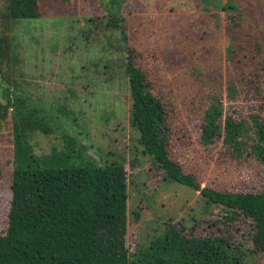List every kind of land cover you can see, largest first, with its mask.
Instances as JSON below:
<instances>
[{"label": "rangeland", "instance_id": "rangeland-1", "mask_svg": "<svg viewBox=\"0 0 264 264\" xmlns=\"http://www.w3.org/2000/svg\"><path fill=\"white\" fill-rule=\"evenodd\" d=\"M69 1L68 6L40 2L45 16L22 19L10 30L17 36L18 61L4 64L0 73V101L8 102L6 87L19 90L27 106L51 119V133L31 138L35 153L60 151L66 136L86 146L88 153L80 159L125 160L133 249L148 244L165 223L176 222L197 236L227 234L247 252L245 262L264 264L261 254L249 252L250 220L243 215L229 220L227 208L207 207L198 191L165 181L164 173L153 168L129 121L130 91L122 70L129 56L147 71L169 110L170 154L202 186L259 190L264 165L248 144L238 140L226 145L221 137L205 145L201 134L204 124L223 132L229 117L264 118V0ZM229 4L235 8H221ZM6 5L7 0H0V29L2 21L10 29ZM110 13L126 17L129 52L117 46L123 39L120 29L107 27ZM106 64L113 81L106 79ZM232 85L235 97L228 92ZM215 103L223 105V117L211 122L205 112ZM72 112L75 122L67 115ZM15 124L10 108L0 117V232L8 225Z\"/></svg>", "mask_w": 264, "mask_h": 264}, {"label": "trees", "instance_id": "trees-1", "mask_svg": "<svg viewBox=\"0 0 264 264\" xmlns=\"http://www.w3.org/2000/svg\"><path fill=\"white\" fill-rule=\"evenodd\" d=\"M51 1L7 0L5 22L10 23V29L4 28L2 21L0 73L4 64L18 61L17 36L10 30L22 19L45 16L40 2ZM56 1L61 6L70 2ZM221 8L232 9L235 5ZM110 14L107 27L120 29L123 39L117 46L120 51L129 52L126 17L119 19L115 13ZM108 65L104 74L113 81ZM122 70L130 91L129 121L139 132L136 141L143 154L151 158L153 168L164 173L165 181L198 191L207 207L215 204L227 208L229 220L240 215L250 220L253 247L249 252L264 257V182L259 190L251 191L202 186L195 174L170 154L169 110L160 91L158 95L155 92L147 71L129 56L124 58ZM262 71L264 74V60ZM228 92L235 97L237 87L230 86ZM5 93L8 102L0 101V117L5 118L11 108L16 124L12 195L8 225L0 232V264H248L247 252L227 234L197 236L193 231L186 233L185 224L176 222L165 223L148 244L138 243L133 249L128 243L130 178L125 160L102 163L94 158L80 159L88 153L86 146L66 136L61 138L60 151L53 148L50 153L37 155L31 138L39 132L51 133V119L27 106V99L19 90L6 87ZM223 112V105L215 103L205 113L213 122L222 118ZM67 115L76 121L75 112ZM205 125L203 144L209 145L221 137L226 145L239 140L248 144L250 153L264 165V118L257 115L249 122L229 117L223 132Z\"/></svg>", "mask_w": 264, "mask_h": 264}]
</instances>
